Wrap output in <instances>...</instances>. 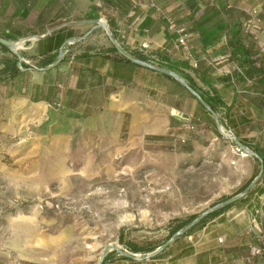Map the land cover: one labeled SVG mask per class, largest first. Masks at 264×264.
I'll use <instances>...</instances> for the list:
<instances>
[{"label": "crops", "instance_id": "0c3cea01", "mask_svg": "<svg viewBox=\"0 0 264 264\" xmlns=\"http://www.w3.org/2000/svg\"><path fill=\"white\" fill-rule=\"evenodd\" d=\"M262 1L140 0L132 6V0H0V35L28 40V59H50L19 67L17 56L0 45V115L24 114L45 124L59 89L58 106L74 112L73 123L88 122L96 134L108 123L114 139L123 130L129 144L168 139L182 121L198 126L203 137L216 135L214 116L178 79L120 57L109 44L83 48L95 16L105 18L115 42L138 58L136 50L171 46L176 32L162 10L175 26L196 32L190 38L194 59L173 51L166 64L212 97L215 114L262 162L252 188L193 236H178L150 255L107 257L99 264H264V11L257 18L248 13ZM73 42L78 48L70 50ZM59 49L60 59L49 65ZM11 55L14 63L7 62ZM252 220L256 225L250 228Z\"/></svg>", "mask_w": 264, "mask_h": 264}, {"label": "rangeland", "instance_id": "374dc122", "mask_svg": "<svg viewBox=\"0 0 264 264\" xmlns=\"http://www.w3.org/2000/svg\"><path fill=\"white\" fill-rule=\"evenodd\" d=\"M93 19L83 48L114 47L106 19ZM17 41L18 63L41 66V58L24 55L28 40ZM49 112L50 124L24 114L0 115V264H99L128 257L124 252L141 257L158 251L161 243L193 236L226 210L212 208L173 234L239 192L259 170L252 148H240L222 133L226 126L218 115L210 138L188 121L192 128L178 125L168 139L129 144L123 130L114 139L108 123L96 134L88 122L73 123L74 112L58 104ZM108 242L112 246L104 248Z\"/></svg>", "mask_w": 264, "mask_h": 264}, {"label": "water", "instance_id": "95a60500", "mask_svg": "<svg viewBox=\"0 0 264 264\" xmlns=\"http://www.w3.org/2000/svg\"><path fill=\"white\" fill-rule=\"evenodd\" d=\"M92 20L95 21L96 19H92ZM111 41H112L115 49L117 50V52L119 54H121L122 56L126 57L127 59L132 60V61L139 62L140 64H143V65H145L147 67H150L152 69H155V70H158L160 72H163V73H165L167 75H170V76L178 79L180 82H182L190 90V92H192L197 97V99L199 100V102L201 104H203L206 107V109L214 116L215 123H216L217 126H219V122H218V120L216 118L215 111L212 108H210V106L205 102V100L202 98V96L195 89H193L189 84H187L184 81V79L179 74H177L173 69L169 68L168 66H164V65H160V64H154V63H151V62H147L144 59L138 58V57H136V56H134V55L126 52L125 50H123L115 42L114 39L111 38ZM0 43L3 44V45H5V46H7L10 50H12L15 53L16 56H19L20 55L19 52L16 50V46H15V43H14L13 40H10V39H8V38L0 35ZM60 57H61V50L59 49L58 52H57L56 58L54 60H52L49 63V65H52V64L56 63L60 59ZM233 140H234L235 144L238 147H240V148H246L244 146V144L236 136L233 137ZM261 168H262V162L260 161L259 162V170H258L257 174L251 180H249L240 189L239 192H237V193H235V194H233L231 196L225 197V198L221 199L220 201H218L217 203L212 204L208 208L201 210L194 217H192L190 220H188L185 224H183L177 230H175L173 232V234H177L179 232H182V231L186 230L187 228H189L191 225H193L197 220H199L205 213H207L212 208H215V207L224 205L226 203H229V202L235 200L236 198L240 197L241 195H243L248 190V188L254 183L256 177L258 176V174H260ZM108 245H111L112 246V243L111 242L106 243L105 246H104V248L107 247ZM164 245H165V242L161 243V245L159 247H163ZM152 253L153 252H148L146 254L147 255H150ZM124 254L127 255V256H129V257L132 256V254L127 253V252H124ZM101 257H102V254L99 256L98 262L101 260Z\"/></svg>", "mask_w": 264, "mask_h": 264}, {"label": "built area", "instance_id": "2783aa9c", "mask_svg": "<svg viewBox=\"0 0 264 264\" xmlns=\"http://www.w3.org/2000/svg\"><path fill=\"white\" fill-rule=\"evenodd\" d=\"M139 3H140V0H132V6H135ZM262 11H264V0L260 3L259 6L257 7L252 6V7H249L248 9V13L252 16H255V18H257L258 15ZM161 13L166 19L167 25L169 27L174 28L176 35L174 39L172 40L171 46L159 45L155 51L145 53L146 56L143 59L147 62H151L154 64L165 65L167 62L166 57L169 56L173 51H179V52H182L186 58L193 60L194 59L193 48H192V42L190 38L193 34H196V32L193 33L192 31L187 29L186 26L182 24L175 26V22L169 14L162 12V10H161ZM18 66L20 67L21 65L18 63ZM233 68L237 70H241V68L237 64H234ZM54 96L55 98L53 100V103L59 105V96H60L59 89L56 90V92L54 93ZM179 125H181L184 128L193 127L192 123L188 121H182L180 122ZM222 133H224L226 136H228L232 140H233V137L235 136L234 133L227 128H225V131H223ZM262 204H264V199L261 200V205ZM255 225L256 224L254 220L250 221V228L254 227Z\"/></svg>", "mask_w": 264, "mask_h": 264}, {"label": "trees", "instance_id": "16d2710c", "mask_svg": "<svg viewBox=\"0 0 264 264\" xmlns=\"http://www.w3.org/2000/svg\"><path fill=\"white\" fill-rule=\"evenodd\" d=\"M228 30H229V28H228ZM230 30H234V29H230ZM2 47H4V48H6V46L5 45H3V44H0ZM111 49H113V50H115V48L113 47V46H111ZM118 55L120 56V57H123L122 55H120L119 53H118ZM139 57H141V58H144L143 56H141V55H138ZM47 61H50V59L48 60V59H46V60H42L41 61V64L43 65L44 63H46ZM166 66H168V67H170L168 64H165ZM21 66H27V64L26 63H21ZM11 68L13 69V71H15V70H17L18 68L16 67V65L14 64L13 66H11ZM185 77L188 79V84L193 88V89H195V85H194V83H193V81L189 78V77H187V75H185ZM200 93V95L202 96V98L208 103V105L210 106V108H212L213 110H215V106L213 105V102L211 101L212 99V97H207V96H205V95H203L201 92H199ZM241 141V140H240ZM242 142V141H241ZM243 143V142H242ZM258 157L261 159V160H263V158L260 156V155H258ZM252 187H249L248 188V190L244 193V194H246L250 189H251ZM235 201V200H234ZM230 204V202L229 203H226V204H224L222 207H221V209H223V208H226L228 205ZM208 213H210V212H208Z\"/></svg>", "mask_w": 264, "mask_h": 264}, {"label": "bare ground", "instance_id": "6f19581e", "mask_svg": "<svg viewBox=\"0 0 264 264\" xmlns=\"http://www.w3.org/2000/svg\"><path fill=\"white\" fill-rule=\"evenodd\" d=\"M15 46H16V45H15ZM129 217H131V216H129ZM89 236L94 237L95 235L90 234Z\"/></svg>", "mask_w": 264, "mask_h": 264}]
</instances>
